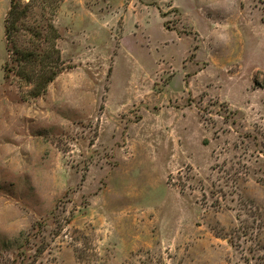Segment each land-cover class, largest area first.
<instances>
[{
  "label": "rangeland",
  "instance_id": "374dc122",
  "mask_svg": "<svg viewBox=\"0 0 264 264\" xmlns=\"http://www.w3.org/2000/svg\"><path fill=\"white\" fill-rule=\"evenodd\" d=\"M21 2L0 264H264V0ZM50 19L63 69L34 96L13 60Z\"/></svg>",
  "mask_w": 264,
  "mask_h": 264
},
{
  "label": "trees",
  "instance_id": "16d2710c",
  "mask_svg": "<svg viewBox=\"0 0 264 264\" xmlns=\"http://www.w3.org/2000/svg\"><path fill=\"white\" fill-rule=\"evenodd\" d=\"M51 1L54 2V0ZM60 1L58 0V2ZM27 10V6L23 5L21 0H11V7L6 19V35L8 41L19 30L18 24L20 19L27 13ZM59 38L60 32L53 20L50 19L47 21L46 33H44L45 43L36 49L38 51L24 50L22 57H14L13 61L19 65L18 76L25 82H32V95L34 96L45 93L48 85L63 69L61 50L58 46ZM9 63L7 62V69H9Z\"/></svg>",
  "mask_w": 264,
  "mask_h": 264
}]
</instances>
